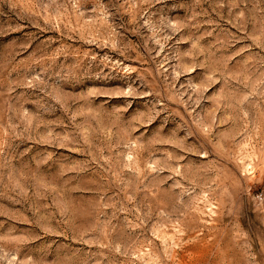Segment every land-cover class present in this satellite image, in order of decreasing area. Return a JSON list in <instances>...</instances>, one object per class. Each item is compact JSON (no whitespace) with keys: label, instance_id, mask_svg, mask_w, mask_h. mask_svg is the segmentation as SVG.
Returning a JSON list of instances; mask_svg holds the SVG:
<instances>
[{"label":"rangeland","instance_id":"obj_1","mask_svg":"<svg viewBox=\"0 0 264 264\" xmlns=\"http://www.w3.org/2000/svg\"><path fill=\"white\" fill-rule=\"evenodd\" d=\"M0 264H264V0H0Z\"/></svg>","mask_w":264,"mask_h":264}]
</instances>
